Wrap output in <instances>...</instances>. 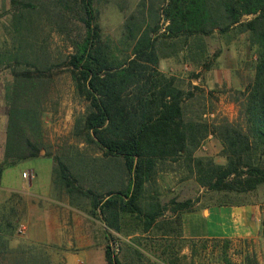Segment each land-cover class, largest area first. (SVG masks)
<instances>
[{
	"label": "trees",
	"instance_id": "trees-1",
	"mask_svg": "<svg viewBox=\"0 0 264 264\" xmlns=\"http://www.w3.org/2000/svg\"><path fill=\"white\" fill-rule=\"evenodd\" d=\"M148 1L131 13L121 8L126 18L118 41L105 37L95 0H54L49 13L60 22L61 32L68 31L72 18L85 29L66 62L77 93L88 102L86 113L75 119L73 135L97 146L108 161L118 165L116 186L97 193L81 187L87 178L85 166L76 165L71 156L57 155L55 182L71 197H87L92 216H101L108 230L117 233H123L125 216L138 219L148 232L165 212H188L200 202L199 198L172 199L163 205L154 198L145 206L147 186L169 162L184 164L210 192L246 194L264 185V0ZM10 2L14 9L12 50L0 51V64L9 67L12 77L3 90L7 127L0 185L7 169L39 159L45 148L42 106L50 91L52 70L58 66L38 40L37 19L45 10L41 8L44 0ZM246 17L251 18L244 20ZM240 35L257 52L254 78L239 93L241 121L209 125L188 118L185 104L193 93L183 89L176 77L161 72L160 62L183 53V61L208 69V40L218 36L229 45ZM210 135L221 142L226 164L195 156ZM51 156L48 152L45 157ZM110 181L108 178V184ZM12 197L23 199L17 194ZM262 237L264 240V221ZM114 238L107 233V264H129V255L138 264H177L144 252L135 242L139 239L134 244L122 241L126 246L123 257L114 249ZM9 241L10 237L0 233V243L6 242L0 247L1 258L10 251ZM228 248L225 241L224 249ZM35 259V264L48 263L43 255ZM223 262L232 264L227 257ZM248 264L258 263L251 258Z\"/></svg>",
	"mask_w": 264,
	"mask_h": 264
},
{
	"label": "rangeland",
	"instance_id": "rangeland-1",
	"mask_svg": "<svg viewBox=\"0 0 264 264\" xmlns=\"http://www.w3.org/2000/svg\"><path fill=\"white\" fill-rule=\"evenodd\" d=\"M53 1L44 0V7L41 8H45V10L39 9L42 14L37 19L38 40L40 44L43 43L46 46L51 61L58 65L52 70L50 91L42 106V143L45 148L41 150V156L45 157L49 152L52 159L57 155L73 157L76 165L79 163V166H85L84 170L87 173V178L81 183L82 189H93L97 193H105L108 186L112 187L110 183L108 184V178L113 180L117 178V163L113 160L108 161L103 156V151L97 146L88 145L73 135L75 119L86 113L88 102L77 93L70 68L66 62L67 57L74 50L73 43L80 40L85 33L84 24L72 18L68 23V31L66 33L59 31L60 22L52 20L53 18L49 14ZM143 1L148 0H95L96 8L99 11L98 21L105 37L118 41L126 18L121 8L131 13L143 4ZM154 2L157 4L158 0ZM13 14L14 9L10 0H0V51L12 50ZM250 18L246 17L244 20ZM162 23L165 22L162 20ZM161 33H164L163 29ZM236 38H233L229 45L226 44L227 41L218 36L208 40L207 45L210 53L209 61H207L210 65L208 69L206 67L196 68L190 64L191 62L183 61V53L160 62V71L170 77H176L183 89L193 93V96L185 104L188 118L202 120L209 125L222 121H241L240 102L242 98L239 93L245 91L254 78L257 52L256 49L250 48L245 35ZM179 49L181 50V47ZM197 76L198 78H196ZM11 80L9 67L6 64H0V161L3 160L7 127V109L3 100V90L7 82ZM221 146L222 144L217 138L208 137L201 144L195 156L210 157L217 163L218 160L215 158L222 159L220 156ZM44 163H46L45 160L22 163L6 173L5 182H15L21 179L23 173L28 172L32 173L35 180L40 172L39 166ZM28 179L29 174L25 180ZM196 183L195 177L191 175L184 164L169 162L160 168L156 180L147 186L144 204L147 206L146 204L153 201L154 198L163 205L169 204L172 199L178 202L201 199L205 193ZM58 185L60 183L57 182L56 186ZM62 196L65 201H70L71 207L84 213L89 212L92 216L90 200L87 197L81 194H74L71 197L64 188H62ZM171 214V211H167L158 219L157 230L169 226L168 220L171 218ZM92 217L102 222L96 215ZM28 218V204L24 199L13 197L5 201L0 199V233L10 237L8 242L10 251L2 258L0 257V263L35 264V257L43 255L48 260L47 264H64L63 259L68 254L66 251L58 250L57 247L51 249L49 246L28 239ZM21 224L27 226V232L24 235L18 233ZM65 224L63 226H73L72 220L67 219ZM122 226L123 233L116 231L112 233L111 230H108L115 237L112 239V243L116 253L122 256L126 250L122 241L133 243L134 239H139L135 242L141 245L142 250H146L144 252H150L152 257L160 256L165 261L172 260L177 264H223L224 257H227L232 264H243L239 257L240 253L235 251L232 245L225 250V242L222 241L216 244L200 241L195 244V248L187 249L185 240L164 239L163 236L157 234V231L144 238L143 227L136 218L125 216ZM101 229L104 233L103 225H101ZM5 243H0V247ZM97 245L94 252L90 254V259H85V253L79 252L70 256V262L73 264H107L105 260L106 246H104L103 238L99 239L98 237ZM126 257L129 264H138L135 256ZM154 258L156 259V257ZM259 258L264 262L263 254L259 255ZM253 259L257 260L256 255Z\"/></svg>",
	"mask_w": 264,
	"mask_h": 264
},
{
	"label": "crops",
	"instance_id": "crops-1",
	"mask_svg": "<svg viewBox=\"0 0 264 264\" xmlns=\"http://www.w3.org/2000/svg\"><path fill=\"white\" fill-rule=\"evenodd\" d=\"M222 149L221 146L222 159L215 158L220 165L226 164L227 161L221 154ZM37 160H45L46 163L39 166L40 172L35 180L30 172L29 179L25 180L22 172L21 179L11 183L5 182L6 173L21 164L4 172L0 199L10 200L14 194L24 199L28 204V239L51 249L57 247L58 250L66 251L68 254L63 259L64 264H73L70 262V256L79 252L85 253V259H90V254L98 246V237L103 238L106 246L107 226L101 216L99 219L102 222L90 216L89 212L84 213L71 207L70 201L62 198V187L56 186L55 182L56 161L52 157H42L40 153ZM116 182L117 178L111 179L110 185L114 187ZM202 189L205 194L188 212L172 213L168 227L157 230L156 224L148 232H144L143 237L147 238L146 236L157 231L164 239L185 240L187 249L195 248V244L200 241L212 244L228 241L229 246L232 245L234 250L240 253L243 264H247L255 255L257 263L264 264L259 258V255H264V185L259 186L255 192L246 194L210 192ZM67 219L72 220V227L63 226L66 225ZM101 225L105 228L104 233Z\"/></svg>",
	"mask_w": 264,
	"mask_h": 264
},
{
	"label": "built area",
	"instance_id": "built-area-1",
	"mask_svg": "<svg viewBox=\"0 0 264 264\" xmlns=\"http://www.w3.org/2000/svg\"><path fill=\"white\" fill-rule=\"evenodd\" d=\"M23 176H24V178H27L28 173H24ZM26 232H27V226L25 224H21L18 228V233L20 235H24V234H26Z\"/></svg>",
	"mask_w": 264,
	"mask_h": 264
}]
</instances>
